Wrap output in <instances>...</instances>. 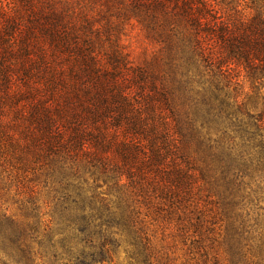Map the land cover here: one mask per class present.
I'll return each instance as SVG.
<instances>
[{
  "label": "rangeland",
  "instance_id": "rangeland-1",
  "mask_svg": "<svg viewBox=\"0 0 264 264\" xmlns=\"http://www.w3.org/2000/svg\"><path fill=\"white\" fill-rule=\"evenodd\" d=\"M262 3L0 0V162L13 154L6 143H23L22 129H36L29 119L42 112L64 148L57 153L61 169L52 154L31 161L32 168L14 162L23 170L0 181V213L23 221V205L33 201L38 239L48 236L54 246L55 259L38 257L36 264H231L224 238L235 214L222 191L220 197L198 183L185 210L169 208L161 200V170L184 161L173 155L161 169V152L167 142L178 143L175 121L182 110L204 140L217 137L207 131L210 105H232L238 129L251 124L254 88L262 83L251 86L242 72L232 73L237 87L213 82L195 48L201 41L212 51L213 41L201 31L239 14L252 17ZM259 93L264 97V86ZM196 144L182 157L199 178L208 160L204 145ZM251 188L258 191L256 215L264 218V181ZM62 205L72 209L69 225L55 214ZM184 214L193 221L199 216L202 237L194 231L180 236ZM82 216L89 239L81 232Z\"/></svg>",
  "mask_w": 264,
  "mask_h": 264
},
{
  "label": "trees",
  "instance_id": "trees-1",
  "mask_svg": "<svg viewBox=\"0 0 264 264\" xmlns=\"http://www.w3.org/2000/svg\"><path fill=\"white\" fill-rule=\"evenodd\" d=\"M196 17L197 19L202 17L199 11ZM228 21V24L217 25L209 31L200 32L213 41V48L206 53L204 44L201 41L196 42L195 55L199 62L208 63L213 74V82L224 83L227 88L238 86V83L234 81L235 77L232 76L235 72L244 73L246 81L253 87L257 82H261L262 84L258 85L259 88L257 86L254 88L252 99L256 112L254 115H247L251 124L238 129L233 124L235 115L228 112L232 105L228 103L218 107L210 105L212 116L208 125L211 129L207 131H213L217 137L210 140L208 135V140H204L200 133L195 132V122L182 110L184 113L175 121L178 143L176 145L172 144L173 142H167L163 148L161 152L163 168L161 169H165L166 161L164 160L173 155L181 156L184 162L181 161V164L173 162L166 170H161V200L171 209L178 204L177 207L185 210L187 199L193 192V185H196V190L199 191L200 186L197 184L201 183L203 187L216 192L220 197L221 190L222 199L227 201L226 205L235 214L230 229L225 231L224 238L228 246L227 254L230 257V263L235 264L237 259L236 261L242 264H264V218L262 215H256L257 211H261L257 206L258 191H252L251 188L264 181V97L259 93L260 88L264 86V3L254 9L252 17L239 14L229 17ZM161 100H166L163 94ZM241 105L243 109L247 106L246 103ZM224 120L227 124L223 123ZM29 121L36 129H22L20 137L23 143H6L9 148L7 152L11 151L13 154L7 156L6 161L0 162V181L3 180V175L6 180L13 178V170H23L13 168L14 162H18L27 169L30 164L42 162L53 154L55 155L53 163H56L57 170L62 167L57 160L59 156L57 153H60L58 149H64L63 142L60 141L59 135L51 132L50 125L47 124L50 122L47 115L42 112L38 117L35 115L30 117ZM222 127L224 131H221ZM236 135L240 140L239 145L235 144ZM1 139L0 133V143L3 141ZM73 139L79 146L76 135ZM162 142L166 144L165 141ZM197 142H199V148H203L202 145L206 148L203 154L208 160L204 159V167L198 169L199 178L187 167L188 161L186 162L182 157V154H185L193 144L197 148ZM0 154L1 157L4 154L1 146ZM33 165H30L31 168ZM52 172H54L53 169ZM256 189L259 190L258 186ZM29 203L30 207L23 205L22 211L25 218L23 221L7 216L6 213H0L1 264H8V261L14 264H36L38 257L44 260L48 256L55 259L54 246L49 237L47 236L46 241L38 239L39 220L34 213V202ZM71 211L72 209L65 205L55 207L57 217L61 220L66 217L68 225V217L72 218ZM31 218L34 219L32 223H30ZM87 218L81 217L84 224L81 232L89 239ZM72 221L73 219L70 222ZM182 222L178 231L183 239L190 235V231H194V234L198 232L202 237V221L199 216L193 221L184 214ZM70 227L66 228L70 229ZM249 256L253 259L250 263L247 260Z\"/></svg>",
  "mask_w": 264,
  "mask_h": 264
}]
</instances>
